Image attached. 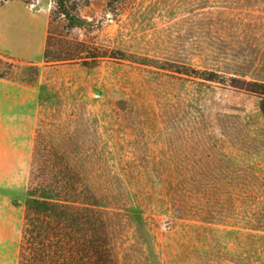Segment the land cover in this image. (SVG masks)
Returning a JSON list of instances; mask_svg holds the SVG:
<instances>
[{"label":"rangeland","instance_id":"rangeland-1","mask_svg":"<svg viewBox=\"0 0 264 264\" xmlns=\"http://www.w3.org/2000/svg\"><path fill=\"white\" fill-rule=\"evenodd\" d=\"M70 7L84 28L71 29L53 0H0V264H18L33 178H83L110 211L142 214L141 226L113 220L119 264H264L260 99L168 71L264 83V0ZM47 49L51 58H96L48 62ZM222 132L224 144L215 141ZM210 165L228 182L214 189L211 213L178 218L186 175L165 185L162 170L201 168L191 178Z\"/></svg>","mask_w":264,"mask_h":264},{"label":"trees","instance_id":"trees-1","mask_svg":"<svg viewBox=\"0 0 264 264\" xmlns=\"http://www.w3.org/2000/svg\"><path fill=\"white\" fill-rule=\"evenodd\" d=\"M53 1L57 5L56 14L63 16L71 29L84 28L87 21L77 15L75 7H70L72 0ZM90 55L89 52L85 54L82 51H76L66 58H51L47 49L44 58L48 62L50 60L52 62L78 60L88 62L89 59L96 58ZM25 69L38 72L35 66ZM168 71L183 77H192L190 74L195 73L198 75L196 78L201 80L199 82L201 87L209 88L212 84H216L255 94L260 99L259 109L261 118L264 120V83L241 82L232 78V83L227 84L219 71L194 70L191 66H184V72ZM38 103L43 104L41 94ZM228 138L227 134L222 132L215 141L218 140L224 144L228 142ZM66 169L68 172L77 173L76 167L73 169V166L68 165ZM162 171L167 176L163 180L165 185L173 186L176 174L186 175L183 179L186 205L184 207L175 205L178 218L210 214L209 208L212 205L214 189L217 190L221 185L228 183L227 180L220 181L212 178L219 171L216 165L202 169L200 177H188V174H197V171H201L198 166L176 167L175 170L170 167L169 170ZM39 179L40 182H37L33 178L28 189L18 264H119L113 250L114 234L119 224L114 225L113 220L124 215L141 226L144 223L143 215L130 211L122 214L110 211L105 206L106 202L90 191L89 184L83 178ZM196 190L205 199L202 203V211L199 212L193 209L197 201ZM255 193L257 194L258 191ZM126 197L131 201L133 199L132 195Z\"/></svg>","mask_w":264,"mask_h":264},{"label":"crops","instance_id":"crops-1","mask_svg":"<svg viewBox=\"0 0 264 264\" xmlns=\"http://www.w3.org/2000/svg\"><path fill=\"white\" fill-rule=\"evenodd\" d=\"M26 16H27V17H30V15H27V14H26ZM24 17H25V16H24ZM23 19H24V18H23ZM38 53H40V51H39Z\"/></svg>","mask_w":264,"mask_h":264}]
</instances>
